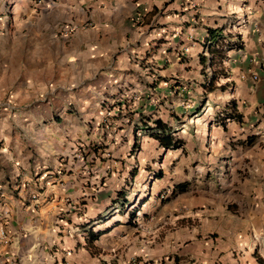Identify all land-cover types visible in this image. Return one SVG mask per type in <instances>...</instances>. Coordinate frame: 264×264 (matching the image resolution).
I'll return each mask as SVG.
<instances>
[{
	"label": "crops",
	"instance_id": "1",
	"mask_svg": "<svg viewBox=\"0 0 264 264\" xmlns=\"http://www.w3.org/2000/svg\"><path fill=\"white\" fill-rule=\"evenodd\" d=\"M10 1L0 0V7ZM13 4L14 11L22 8L19 15L27 16L17 25L31 27L26 32L32 55L27 68L36 75L29 78L30 86L51 84L43 72L55 67L61 70L56 80L63 77L65 84L72 78L68 86L81 79L75 72L102 73L82 97L20 109L14 115L19 130L5 139L10 151L0 152V228L9 238L1 248L2 260L98 264L103 250L99 253L96 247L109 238L111 252L127 243V258L137 257L145 264H259L255 254L264 260V0H13ZM209 29H222L226 42L242 44L239 50L226 49L222 68L227 78L217 83L228 85L224 92L205 90L212 69L202 65L200 57L208 58ZM137 80L138 89L133 85ZM125 92L128 102L138 105L127 114L132 120L138 117L134 139L158 146L145 127L161 120L176 131L178 119L181 134L176 135L184 147L158 149L207 171L228 166L230 181L226 175L218 179L219 189L213 193L214 179L205 172L202 193L209 191L210 199L198 195L182 200L186 217L199 218V225L150 226L159 222L154 215L138 222L142 226H120L105 218L108 202L127 182L125 172L132 162L117 163L119 171L102 179L95 174L101 150L94 145L108 144L101 126L110 111L118 118L124 113L126 103L113 109L109 103ZM149 96L166 97V110ZM203 99L205 106L199 103ZM230 101L241 122L227 119L217 125L215 120ZM71 103L76 110L66 113L65 104ZM60 106L63 111L55 114ZM203 111L206 123L187 132V126L193 127L191 118ZM137 132L143 136L137 138ZM249 137L254 139L251 145L246 143ZM135 144L139 158L144 150ZM162 179L160 173L154 182ZM188 182L171 181L169 198L188 193ZM179 183L187 184L186 191L171 197ZM31 193L38 195L39 203L30 200ZM202 200L204 206L193 211ZM101 230L104 233L87 248L88 232Z\"/></svg>",
	"mask_w": 264,
	"mask_h": 264
},
{
	"label": "rangeland",
	"instance_id": "2",
	"mask_svg": "<svg viewBox=\"0 0 264 264\" xmlns=\"http://www.w3.org/2000/svg\"><path fill=\"white\" fill-rule=\"evenodd\" d=\"M13 6V0H11L4 7H0V152H3L2 150H9L5 145L10 146V143L5 139L9 140V138L12 137L11 133L19 130V127L16 126V118H14V115H16L18 110H27L28 107L41 106L42 104L44 106H51L52 101H56V104L60 101L65 103L77 95L82 97L86 95L83 91L87 88V85L95 83L97 81L96 79L102 73V71H98L95 76H92L89 74L90 72L86 70L81 71V74L75 72L76 76L81 75L82 77L78 82L72 83V86H68V83L72 81V78L68 79L65 84L61 81V79H64L63 77H61L60 80H56L57 75L60 74L61 70L59 67H55L50 70L49 73L47 71L43 72L44 74H48L51 84L45 87L30 86L29 78L36 75V72H32V70L27 68V66L30 65L27 62H30L32 55L27 51V44L29 41L26 32L27 30H30L31 27L29 25H17V22H25L27 16H25L24 13L19 15L23 9L18 8L17 11H14L16 8ZM53 57L54 56H50V59L52 60ZM33 78L35 81H39L38 78ZM140 78L142 77L139 76L138 79ZM80 81L83 82V84H81ZM138 83L141 82L138 81L133 85L135 86ZM138 87L139 86H135L136 89H138ZM127 96L130 95L125 92L116 97V99L114 98L110 100L109 109H113L118 104L126 103L124 104V113L118 118L114 116V114H117L116 112H109L110 115H107L101 126L103 133L102 136L109 139L107 141L108 144L102 143L101 145H94L95 148L101 150L99 155L96 156L98 163H96L95 174L102 176V179L110 177L112 174L119 171L116 168L117 163L122 164L127 162V160H131L132 162L129 164L130 167L128 171L125 172L127 182L119 187V190L113 196V199L108 202V208H110V211L105 218L112 220L110 222L119 224L120 226H142L138 222H142L144 217L150 218L154 215L159 218V222L152 223L150 226L199 225V218L195 216L193 217V215L188 218L186 217V205L182 200L192 196L196 197L198 195L203 196L205 199L211 197L212 194H209V191L202 193L206 188V185L204 184V180L207 179L205 172H209L208 174H211L214 179V188L212 187L213 189L211 192L213 193L216 189H219V183H217L218 179L226 175L228 178L227 181H230L231 177L229 178L230 172L228 171V166L223 167V169L220 168V170L218 167H213L207 171V167L198 166L196 164L189 165L185 160L182 161L183 158H179L171 153H165L163 150L158 149V146L148 139L143 141L134 139L135 129L139 127L137 126V122H135L138 117L134 115V121L131 117L127 116L128 112L133 110L135 106L131 100L128 102L130 97L127 98ZM149 97L153 99L154 103L161 105L162 108L165 109L163 102L166 101V97ZM133 98L134 97L132 96V99ZM205 102L206 101L203 99L202 102L200 101L199 103L205 106ZM65 105L66 113H72V111L76 110L73 103ZM137 106L138 105L135 106L134 110ZM61 111H63V109L60 106L55 114H60ZM134 112L135 111H133L131 115L135 114ZM6 114H9L10 116L7 117ZM146 114H148V112H146ZM191 119V126L193 127L187 126L189 130L187 132H190V130L194 131L196 127H202L208 118L206 112H204L198 117L193 116ZM48 120H50V118ZM178 121V119L175 120V125L176 128H178L176 131L180 132V135L181 131L180 124L177 123ZM3 127L5 128L4 130H2ZM135 142L140 146V150H144L143 153L139 155V158L137 152L132 151L136 145ZM84 154L83 158H88L89 153L86 151ZM1 158L2 157H0V162ZM222 164L223 163H219V166H223ZM133 172L135 173V176L131 175ZM160 173L163 179L162 181L155 183L154 179L158 178ZM231 173L234 174V172ZM133 177H135L134 181ZM184 178H188V184L191 185L189 192L178 198L170 199L169 185L171 184V181H181ZM124 194L125 199L123 197ZM160 195L165 199L160 200ZM126 202L127 205L124 206V203ZM115 203L117 204L115 205ZM199 203L200 202H198L196 207L193 208V211L200 210L202 206H204L205 201L202 200V203ZM133 211H135L134 215H131ZM143 212H146V215H143ZM116 214L121 215L115 217ZM110 217H114L119 221L111 219ZM135 218L138 219L135 220ZM121 221L124 224L121 225ZM121 234L122 231L117 234L119 238H121ZM110 239L111 238L99 242L98 247H96V249L99 250V253L103 250V254L99 258L98 264L142 263L137 257L133 259L127 258L126 254L128 253L127 249L129 247L127 243L119 244V246L114 249V252H111V248L109 247V244L111 243ZM148 264L154 263L150 262ZM156 264H159V262Z\"/></svg>",
	"mask_w": 264,
	"mask_h": 264
},
{
	"label": "trees",
	"instance_id": "3",
	"mask_svg": "<svg viewBox=\"0 0 264 264\" xmlns=\"http://www.w3.org/2000/svg\"><path fill=\"white\" fill-rule=\"evenodd\" d=\"M209 45L207 46V51H208V58L207 57H200V62L202 65L209 66L212 71L210 73V79L205 86V90L207 92H213L215 90H221L225 91L227 89V84H220L219 83L220 79H226L227 78V73L224 71L222 68V63L226 59V50H224L222 47L225 42V37L222 34V29H209ZM227 51L230 49H241L242 44L241 43H230L226 42L225 43ZM219 68V69H218ZM230 119L234 120L237 122H241V115L237 113L236 111V105L234 101H230L222 111H221V116L215 120V123L217 125H223L224 121ZM147 121L144 122L146 125ZM146 133L154 139L157 143L159 148L161 149H176L178 147L183 148L184 147V140L180 138L179 136L176 135V131L173 129H170L167 124L162 122L161 120H155L154 121V126L153 127H145ZM246 143L248 145H251L254 143V139L248 138L246 140ZM138 146L135 145L136 149ZM134 151V150H133ZM134 176V173L131 174ZM161 178V177H160ZM187 189V184L186 183H179L175 185L173 188V191L171 192V197H174L177 194L184 193ZM125 199V194L123 195ZM127 205V202L124 203V206ZM133 211L131 215H134ZM104 233V230L98 231V232H88V240H87V248H91V246L94 244V241H97L98 238ZM256 260L259 264H264V260L255 254Z\"/></svg>",
	"mask_w": 264,
	"mask_h": 264
},
{
	"label": "built area",
	"instance_id": "4",
	"mask_svg": "<svg viewBox=\"0 0 264 264\" xmlns=\"http://www.w3.org/2000/svg\"><path fill=\"white\" fill-rule=\"evenodd\" d=\"M236 42H238L239 43V41H236ZM235 42V43H236ZM225 43H226V41L224 42V45H223V49L224 50H226V46H225ZM206 56H208V54H206ZM256 79V77H254V80ZM139 132V131H138ZM136 133V137L137 138H140V137H142L143 136V133ZM163 197V196H162ZM30 200H32L33 202H35V203H39L40 202V199L38 198V195L37 194H30ZM2 214H4L3 215V219H7V216H6V213H2ZM9 243V238H8V235H7V233H6V230H5V228L4 227H1L0 228V264H6V262L5 261H3L2 260V258H1V248H3L4 246H6L7 244ZM138 264H145L144 262H142V263H138Z\"/></svg>",
	"mask_w": 264,
	"mask_h": 264
}]
</instances>
